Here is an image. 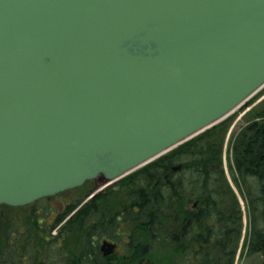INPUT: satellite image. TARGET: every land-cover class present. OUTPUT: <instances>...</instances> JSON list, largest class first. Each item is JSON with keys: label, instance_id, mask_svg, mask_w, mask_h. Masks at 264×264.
Listing matches in <instances>:
<instances>
[{"label": "water", "instance_id": "95a60500", "mask_svg": "<svg viewBox=\"0 0 264 264\" xmlns=\"http://www.w3.org/2000/svg\"><path fill=\"white\" fill-rule=\"evenodd\" d=\"M262 86L264 0H0V205L113 183Z\"/></svg>", "mask_w": 264, "mask_h": 264}, {"label": "trees", "instance_id": "16d2710c", "mask_svg": "<svg viewBox=\"0 0 264 264\" xmlns=\"http://www.w3.org/2000/svg\"><path fill=\"white\" fill-rule=\"evenodd\" d=\"M253 116L255 118L238 132L231 144L234 153V167L243 182L247 185L250 177L255 178L257 182L253 190L258 192L255 200L260 205L258 217L261 225L253 227L249 233L246 243L249 254L264 251V102L256 110L254 109ZM226 129L225 121H222L126 176L130 180L129 184L133 186L135 183L136 185L139 182L143 183L142 186L139 185L130 192L137 212L127 210L126 216L139 220L140 231L134 234L131 242L126 245L128 253L136 248L137 242L140 246L138 250L140 259L144 260L148 255H154L156 252L154 244L158 237L161 247H164L166 251L164 257L154 264L233 263L241 237V227L235 226L238 216L236 218L228 214L224 216L221 210V205L226 202L227 195L235 199L237 205L232 189L227 184L222 164ZM174 163L185 164L191 170L195 168L192 176L187 180L188 194H185L186 197L183 196L182 182H185L183 178L165 177ZM205 181L207 185L209 181H212L214 187H203L202 184ZM153 183L158 188H152ZM204 192L206 199L203 200L201 206L191 210L184 206L188 202L187 197L191 203H194L196 198L199 200V197L205 195ZM97 201L98 204L103 203L100 199ZM98 204L94 213L90 211L88 204L85 205L55 234L51 232L53 226L46 230L43 225H36L39 235L37 245L31 250V244L21 237L24 232L20 233L21 229L19 230L14 223L5 222L2 219L6 215L1 213L2 209L9 210L12 206L1 205L0 264H72L73 262L78 264V261L83 260L92 264L94 259L99 264H105V261L100 260L97 246L93 244L94 233L89 234L87 230V227L89 229L92 224L88 217L95 215L96 220L104 217L103 208L98 207ZM74 207L75 204H71L67 213ZM83 209L85 213L81 215ZM184 217L189 219L185 233L180 234L177 230L167 227L169 222L179 225ZM157 220V224H154ZM73 229L85 234L83 240L77 242L81 244L82 247H80L83 250L77 258L70 257L65 247L68 234ZM16 232L20 235L17 236ZM101 234L103 233H98V235ZM39 245H43V250L39 248ZM83 245H89V250L84 251ZM90 251L92 254L89 253ZM91 257L92 260H90Z\"/></svg>", "mask_w": 264, "mask_h": 264}, {"label": "rangeland", "instance_id": "374dc122", "mask_svg": "<svg viewBox=\"0 0 264 264\" xmlns=\"http://www.w3.org/2000/svg\"><path fill=\"white\" fill-rule=\"evenodd\" d=\"M264 102V90L258 95L256 98H253L250 101V104L246 107H242L237 110L235 113L228 116L225 120L226 124V132L224 137L223 143V152H222V164L223 170L225 172L227 184L231 187L234 197L236 198L237 205L235 204V199H232L230 195H227L226 202H223L221 205V210H223L222 215L226 216L227 214L231 217L236 218L237 216L238 221H235V226L241 227V237L238 244L237 252L235 255V259L232 264H262L264 262V251H260L257 253L249 254L248 249L246 246L247 239L249 236L250 231L255 226H260L261 221L258 217L260 211L259 202H256L255 197L257 196L258 192L253 190V187L257 185L256 179L253 177L248 178L247 185L243 182L240 174L234 167V153L231 148L232 140L238 134V132L250 121L255 118L253 116L254 109L256 110L259 105ZM160 158V157H159ZM158 158V159H159ZM157 160V159H156ZM177 163H174L170 166L169 172L166 178L171 176V179L174 176L181 177L185 180L186 187L188 188L187 180L190 179L192 176V172L195 171L194 169H190V167H186L185 164H182V170L180 172H176L173 169ZM195 174V173H194ZM195 177L196 174H195ZM163 178V180H166ZM129 178L123 177L116 183H113L109 186L104 187L102 190H99L100 196L97 200H102L103 203H99L98 207L103 208L104 217L100 218L99 220H95L94 225L87 227V230L93 234L95 230L104 231V234H113V232L117 229L115 228V224H111L108 220L111 218L112 215L116 213H125L127 210L134 211L137 209L132 204V195L131 190L137 187L142 186L143 183L139 182V184L133 186L129 184ZM203 182V187L213 188L214 183L212 181L208 182V185ZM102 184L101 179H93L89 180L85 184L80 187L68 189L62 191L58 194L42 198L33 202L32 204L20 207H12L11 209H2L1 213L6 214L4 218L5 222L14 223L18 229L20 230L21 237L24 239L25 242L30 243V250L33 249L37 245V238H38V228L36 225H43L46 230L52 227L51 232L53 234L57 233L60 228L64 225V223L70 219L74 214L80 212L85 205L88 204L90 206V199L93 197V193H95L99 186ZM152 188L155 187V183L151 186ZM98 192V191H97ZM204 196L199 197V205L201 206L203 200L206 199V193L204 192ZM102 195V196H101ZM107 199V200H106ZM198 199V198H196ZM195 199V200H196ZM96 200V201H97ZM253 200V201H252ZM95 201V203H96ZM107 201V202H104ZM250 201V202H249ZM83 202V204H80ZM71 204H75L74 209L67 213V209ZM189 206V204H187ZM196 206V207H197ZM90 209V208H89ZM85 211L83 209L82 214L84 215ZM63 217L60 221L58 219ZM90 221V217H88ZM131 218H128L127 221H123L121 225V231L128 235H132L138 233L140 231L138 222L133 220L130 221ZM39 222V223H38ZM158 220L154 223L157 224ZM168 223V226L172 230H180L184 224L182 225H175L174 223ZM76 225V224H75ZM103 229V230H102ZM113 230V231H112ZM22 231V232H21ZM183 231V228L181 229ZM112 232V233H111ZM16 235H20L16 232ZM85 234L82 232H78L77 230L73 229L71 233L68 234L67 242L65 244L66 249L69 251L70 257H76L81 255L83 250H81V244H78L79 241L83 240V236ZM102 235V234H101ZM125 240L128 241V236H124ZM16 242V238L14 239ZM32 243H31V242ZM160 239L156 237V242L154 247H156V252L154 255H148L146 259L143 260L142 264H154L157 262L158 259L164 257V252L166 251L164 247H161ZM78 242V243H77ZM16 244V243H15ZM60 244V243H59ZM128 242L124 243L123 246H126ZM44 245V244H43ZM42 245V246H43ZM63 245V244H60ZM170 245V244H167ZM39 245V248L43 250V247ZM78 246V247H77ZM81 246V247H80ZM84 251L89 250V245H83ZM173 246V243H172ZM140 247V246H139ZM139 250V249H138ZM41 251V250H40ZM41 256V252H40ZM133 257V256H132ZM121 257L119 258V264H121ZM83 260V259H82ZM105 264H116L115 262H109L107 260L100 259ZM125 263L127 264H137L133 258L125 259ZM77 261H75L76 263ZM123 263V264H125ZM74 264V262L72 263ZM77 264V263H76ZM78 264H90L87 260H83L82 262L78 261ZM92 264H99L96 260H93Z\"/></svg>", "mask_w": 264, "mask_h": 264}, {"label": "flooded vegetation", "instance_id": "af4514ba", "mask_svg": "<svg viewBox=\"0 0 264 264\" xmlns=\"http://www.w3.org/2000/svg\"><path fill=\"white\" fill-rule=\"evenodd\" d=\"M181 164V163H180ZM182 164L181 165H178V166H173V169L174 170H176V172H180L181 170H182ZM182 185L184 186V188H183V191H184V194H183V196H185L186 197V195L185 194H188L187 192H188V188L186 187V183L185 182H182ZM100 196V194H96V195H94L93 197H91L92 199H90V200H88V201H90L89 203H90V206H89V208H90V211L91 212H95V210H96V207H97V204H98V201H96L97 200V198ZM102 196V195H101ZM107 200V199H106ZM95 201H96V203H95ZM187 201L189 202H187V203H185V207L188 209V210H191V209H194V208H196V206L198 205V201L199 200H195L194 201V203H191L190 202V200L188 199V197H187ZM104 202H107V201H104ZM133 204V203H132ZM187 204H189V206H187ZM134 205V204H133ZM137 210V209H136ZM136 210H134V212H137ZM91 219H93L91 222H92V226L94 225V223H95V220H96V217H95V215H93L92 217H91ZM127 216H126V212L125 213H116V214H114V215H112L111 216V218H109V222L111 223V224H115V228H117L114 232H113V234H104V231L102 232V231H100V230H95L93 233H94V235H93V244H94V246H97V248H98V250H99V252H100V259H103V260H107V261H109V262H115L116 264H119V258L121 257L122 259H121V264H123V263H125V259H130L131 258V260H132V258H133V260L137 263V264H142L143 263V260L142 259H140L139 258V255H138V249H140V247H139V245H138V243L136 242V244H135V246H136V248L135 249H133V251L132 252H130V253H128L127 252V248H126V246H123L124 245V243L126 242H131V238H132V236L134 235V234H132V235H128V234H126V233H124L123 231H121V225H122V222L123 221H127ZM133 220H135V221H139L137 218H135V219H130V221H133ZM180 225H182V224H184L183 225V231H181V229L179 230H177L178 231V233H180V234H183V233H185V231L187 230V228H188V224H189V219L187 220V218L186 217H184L183 218V220H182V222L181 223H179ZM103 230V229H102ZM113 231V230H112ZM139 232V231H138ZM98 233H103L102 235H98ZM112 233V232H111ZM136 234V233H135ZM128 236V238H129V240L128 241H126L125 240V237L124 236ZM105 240H107V241H110V242H113V243H115L116 244V247H115V249H114V251L113 252H111V253H109V254H107V255H104V253H103V251H102V249H101V244H102V242L103 241H105ZM89 253H91L92 254V252L90 251ZM91 254H89L90 256H91ZM133 256V257H132ZM90 260H92V257H91V259ZM106 262V261H105Z\"/></svg>", "mask_w": 264, "mask_h": 264}]
</instances>
